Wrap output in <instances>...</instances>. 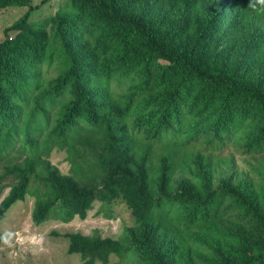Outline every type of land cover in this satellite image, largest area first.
<instances>
[{
    "label": "trees",
    "instance_id": "1",
    "mask_svg": "<svg viewBox=\"0 0 264 264\" xmlns=\"http://www.w3.org/2000/svg\"><path fill=\"white\" fill-rule=\"evenodd\" d=\"M9 5L29 9L6 29L18 34L0 41V197L9 188L0 222L31 195L36 224L85 218L96 200L122 201L142 240L66 232L68 252L81 264H108L112 255L166 264L173 251L154 247L149 224L181 244L193 226L205 230L231 210L246 219L232 225L253 226L219 264H264V187L222 177L209 190L183 150L202 132L217 138L209 139L215 149L252 116L258 130L248 146L264 152V63H256L264 0H66L46 20L51 38L45 21H30L39 5L0 0ZM254 15L259 26H251ZM156 147L170 152L154 162ZM55 148L66 151L70 173L49 159ZM13 152L25 156L14 162ZM177 170L190 187L178 180L174 189Z\"/></svg>",
    "mask_w": 264,
    "mask_h": 264
},
{
    "label": "rangeland",
    "instance_id": "2",
    "mask_svg": "<svg viewBox=\"0 0 264 264\" xmlns=\"http://www.w3.org/2000/svg\"><path fill=\"white\" fill-rule=\"evenodd\" d=\"M30 3L33 6L39 5L31 12L30 21L41 24L44 21L47 23L46 20H50L60 10H63L66 0H30ZM167 5L166 1L162 2L163 7ZM28 9L29 5H9L0 8V41L5 38L13 39L18 34L16 30L6 33V29L23 16ZM252 18L251 26H259L260 17L254 15ZM44 28L51 38L54 33L53 22L49 21ZM233 46L236 47V45ZM259 47L256 63L260 65V60L264 63V43ZM249 64L248 61H243L242 70L247 69ZM258 70L259 68L257 72ZM51 71L47 75L49 78L56 76V72L52 69ZM44 88L46 87L42 86V89ZM257 130V122L252 121V116H250L246 124L238 123L236 132L233 131L234 133H230L229 137L223 138L215 149L209 144V139L216 141L217 138L208 137L206 132H202L197 142L184 147V158L192 167L198 165L199 169L204 170L203 181L211 182L209 190L215 189L222 177L231 178L234 185H247L248 182L252 185L254 182L257 184V186L253 185L254 187H264V152L255 151L257 144L251 148L248 146L250 141H253V144L256 142L254 135ZM169 152L170 149L156 147L153 150V161L168 156ZM24 156L25 154L20 152H13L11 155L14 162L21 161ZM66 156V151L55 148L49 159L63 173H70L71 164L66 160ZM4 165V161L0 162V171ZM183 176L189 175L187 172L185 175L178 173V170L175 174L173 172L171 179L175 190L178 180V188L184 182L186 187H190L189 182L185 181ZM8 189L3 191L0 199L6 195ZM34 204L35 197L28 196L25 200L17 202L0 222V233L3 234V241L0 245V264H81L80 254L68 252V240L64 237L66 232H80L83 235L100 238L124 237L131 242L144 238L141 237L140 228L135 224L131 209L122 201L111 203L96 200L85 218L76 216L70 222L49 220L43 224H36L33 220ZM230 220L240 221L242 225L246 222V219L241 218L240 220L237 213L230 210L212 218L205 230L200 224L193 226L181 239V244L178 239L165 237L161 231L153 229L150 224L148 225V229L151 228L149 236L154 247L162 252L172 249L171 257L168 252L165 253L166 264L229 263L230 256L233 257L231 255L233 251L241 248L242 244L238 243L244 241V237L248 236V231L253 226L251 224L245 227L237 226L238 223L232 225ZM54 232L59 234H54ZM96 264L102 263L97 262ZM108 264H130V262L127 258L122 260L112 255Z\"/></svg>",
    "mask_w": 264,
    "mask_h": 264
}]
</instances>
